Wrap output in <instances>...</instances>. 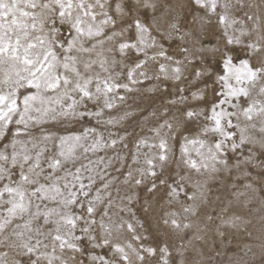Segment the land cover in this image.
I'll return each instance as SVG.
<instances>
[{
  "label": "snow or ice",
  "instance_id": "6c2138e0",
  "mask_svg": "<svg viewBox=\"0 0 264 264\" xmlns=\"http://www.w3.org/2000/svg\"><path fill=\"white\" fill-rule=\"evenodd\" d=\"M0 264H264V0H0Z\"/></svg>",
  "mask_w": 264,
  "mask_h": 264
},
{
  "label": "rangeland",
  "instance_id": "374dc122",
  "mask_svg": "<svg viewBox=\"0 0 264 264\" xmlns=\"http://www.w3.org/2000/svg\"><path fill=\"white\" fill-rule=\"evenodd\" d=\"M255 227L259 229V224L255 223ZM195 243L200 245L204 249L206 254H214L216 251L223 252L224 249L228 247V245L226 244L221 246L220 239L214 236L212 233H209L205 237L204 241H196ZM238 243H239L238 241H233L232 244L229 245V247H231L232 249H236L238 246ZM220 259L224 260L226 259V257L222 255Z\"/></svg>",
  "mask_w": 264,
  "mask_h": 264
}]
</instances>
